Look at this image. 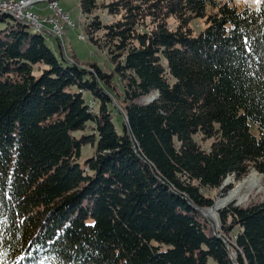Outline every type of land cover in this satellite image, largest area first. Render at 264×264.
<instances>
[{
    "label": "trees",
    "instance_id": "trees-1",
    "mask_svg": "<svg viewBox=\"0 0 264 264\" xmlns=\"http://www.w3.org/2000/svg\"><path fill=\"white\" fill-rule=\"evenodd\" d=\"M79 6L109 71L0 12V264H264V196L203 192L264 185V0Z\"/></svg>",
    "mask_w": 264,
    "mask_h": 264
},
{
    "label": "rangeland",
    "instance_id": "rangeland-1",
    "mask_svg": "<svg viewBox=\"0 0 264 264\" xmlns=\"http://www.w3.org/2000/svg\"><path fill=\"white\" fill-rule=\"evenodd\" d=\"M57 4L61 7V10L64 11L65 15L55 11L52 7H50L49 0H41L32 3L31 6H28L27 9L36 13L40 19L51 20L49 18L58 19L62 25L64 26L62 37L57 38L52 35L49 30H45L42 33L45 37V41L52 48L53 51L61 58L64 64H68V62L78 63L80 66L86 67L87 69H92V64H98L102 69L109 71L113 66L106 50L98 48L86 37L84 32V20L85 16L80 11L79 0H56ZM259 0H232V2L240 7L245 3H249L251 5H256ZM6 14V13H5ZM8 15V14H7ZM67 15V20L65 19ZM11 16V15H9ZM14 18V17H13ZM18 21H21L17 18H14ZM65 19V20H64ZM23 22V21H21ZM25 23V22H24ZM52 24V23H51ZM48 25V23H45ZM53 25V24H52ZM32 32H41L34 26L30 25L28 27ZM52 32V30H51ZM63 56H66L69 60L63 59ZM118 92V91H114ZM120 93V92H118ZM85 97L89 98L90 103L95 104L94 100H92L91 94L87 91L84 92ZM156 97V96H155ZM122 95L116 96L113 98L115 107L118 108L119 112L122 113L120 108ZM154 97H150L151 100ZM115 113V112H114ZM113 122L118 131H122V121L120 114L115 113L113 116ZM81 131H77L79 134ZM92 147L89 144H85L81 148V155L79 160L82 162L86 156L91 152ZM258 170L251 168L247 175H243V177H236L235 174H230L228 184L219 188H211V189H203V192L206 195L213 197L214 202L223 198L225 201L238 202L240 203H249L252 201H257L263 198L264 196V185L262 181L263 175ZM250 175V176H249ZM249 176V177H248ZM247 179L243 180L244 178ZM257 177V178H256ZM242 180V181H240ZM240 181V182H239ZM230 194L225 197L229 191ZM225 197V198H224ZM229 202V203H230ZM216 204V203H215ZM228 204V203H226ZM222 205L220 208L226 205ZM219 208V209H220ZM218 210V209H217ZM217 210H203L204 213H208L207 215L215 222L216 227H219L217 221Z\"/></svg>",
    "mask_w": 264,
    "mask_h": 264
},
{
    "label": "built area",
    "instance_id": "built-area-1",
    "mask_svg": "<svg viewBox=\"0 0 264 264\" xmlns=\"http://www.w3.org/2000/svg\"><path fill=\"white\" fill-rule=\"evenodd\" d=\"M36 1H41V0H0V5H2L6 9L14 11L18 16L27 18L39 28L47 29V30H49L50 28V32L52 30L51 32L52 35L56 36L57 38H60L61 37L60 30H59V26L57 23L52 22V20L40 19V17L36 13L27 9L28 6H31L32 3ZM49 3H50V7L56 8L62 11L61 7L58 6L57 3L54 2V0H49ZM62 12L65 13L64 11ZM45 23H48V25H45Z\"/></svg>",
    "mask_w": 264,
    "mask_h": 264
},
{
    "label": "bare ground",
    "instance_id": "bare-ground-1",
    "mask_svg": "<svg viewBox=\"0 0 264 264\" xmlns=\"http://www.w3.org/2000/svg\"><path fill=\"white\" fill-rule=\"evenodd\" d=\"M54 2H58V1H56V0H54ZM58 5V4H57ZM59 6V5H58ZM55 11H57V12H59V13H61L62 15H65L62 11H60L59 9H56V8H53ZM0 12L1 13H6V14H8V15H11V16H13L14 18H17V19H19V20H21V21H23V22H26V23H29L30 25H32V26H34L35 28H37L38 30H41V33H44V31L46 30V29H42V28H39L38 26H36V25H34L30 20H28L27 18H25V17H21V16H18L14 11H11V10H9V9H6V8H4L2 5H0ZM51 20H52V22H54V23H57L58 24V26H59V30H60V36L62 37V34H63V25H62V23L58 20V19H56V18H50ZM65 19L67 20V15H66V17H65ZM64 19V20H65ZM47 31V30H46ZM50 32V31H49ZM51 33V32H50ZM230 177V176H229ZM229 177L227 178V181L229 180ZM257 178V177H256ZM217 202V201H216ZM215 202V203H216ZM212 208V207H211ZM204 210H210V208H207V209H204ZM206 214V216H207V214L208 213H205Z\"/></svg>",
    "mask_w": 264,
    "mask_h": 264
},
{
    "label": "water",
    "instance_id": "water-1",
    "mask_svg": "<svg viewBox=\"0 0 264 264\" xmlns=\"http://www.w3.org/2000/svg\"><path fill=\"white\" fill-rule=\"evenodd\" d=\"M158 95V93H155V94H153L152 95V97H155V96H157ZM262 174V173H261ZM260 174V175H261ZM263 175V174H262ZM228 177V176H227ZM227 177L225 178V180H224V182H223V184H222V186L221 187H223L224 185H226V184H228V181H227ZM216 202V201H215ZM236 204H238V202H236ZM222 205H224V204H220L218 207H217V209H219ZM204 215H206L204 212H202Z\"/></svg>",
    "mask_w": 264,
    "mask_h": 264
}]
</instances>
